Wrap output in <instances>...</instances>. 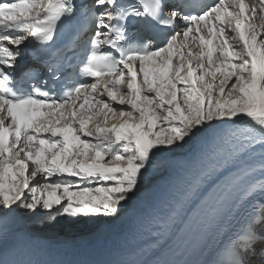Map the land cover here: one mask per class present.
I'll return each instance as SVG.
<instances>
[{"label":"snow or ice","instance_id":"snow-or-ice-1","mask_svg":"<svg viewBox=\"0 0 264 264\" xmlns=\"http://www.w3.org/2000/svg\"><path fill=\"white\" fill-rule=\"evenodd\" d=\"M0 264H264V0H0Z\"/></svg>","mask_w":264,"mask_h":264},{"label":"bare ground","instance_id":"bare-ground-1","mask_svg":"<svg viewBox=\"0 0 264 264\" xmlns=\"http://www.w3.org/2000/svg\"><path fill=\"white\" fill-rule=\"evenodd\" d=\"M248 1V0H247ZM250 3L252 0H249ZM249 3V2H248ZM96 120L93 119L88 125L89 128L94 127ZM178 155H183V152H178ZM148 190H156L158 185L153 182L149 184ZM38 217V216H37ZM35 217L34 220L37 218ZM37 221V220H36ZM44 224L46 228L45 231H41L40 225H31L30 230L35 238L42 244L49 246L52 255L57 258L65 259H107L110 258V249L114 247L113 237L101 230L96 224L93 223V231H88L87 229L82 230L83 227L80 226L75 230V234L65 237L64 234H61V225L64 220L59 219L54 227H50V222L44 219ZM67 221L65 226L71 227L75 221H71L68 224ZM82 222V221H81ZM90 221H88L89 223ZM36 223V222H35ZM91 223V222H90ZM33 228H36L32 231ZM87 228V227H86ZM89 229V228H88ZM91 229V228H90ZM89 229V230H90ZM38 230V232H37ZM35 232V234H34ZM189 251V250H188ZM211 251V242L203 243L200 245V248L197 249L194 247L190 252H187L184 256H176L177 259H187L190 261H200L206 260L209 258Z\"/></svg>","mask_w":264,"mask_h":264},{"label":"rangeland","instance_id":"rangeland-1","mask_svg":"<svg viewBox=\"0 0 264 264\" xmlns=\"http://www.w3.org/2000/svg\"><path fill=\"white\" fill-rule=\"evenodd\" d=\"M246 2L248 3H250V1L248 0H246ZM178 152H180V151H178ZM37 220V221H36ZM44 218L42 217V216H38L35 220L33 219V221L31 222V225H33V224H35V225H40L41 226V228H43L41 231L43 232V231H45L46 232V228H45V224H44ZM82 221V222H81ZM36 222V223H35ZM78 222H80V223H82L81 224V227H83L82 228V230H85V229H87L88 231H93V229H94V226H93V223L91 222H89L88 223V221L87 220H84V219H81V220H78ZM51 223V222H50ZM50 223H48V224H50ZM66 223H67V221H65L64 220V222H63V224L61 225L62 227H61V234H64L65 235V237H68L69 235L71 236V235H73V234H75L76 232H75V230H76V227L78 226H80V223H77V220L75 221V223L71 226V227H68V226H65L66 225ZM71 223V221H69L68 222V224H70ZM30 225V226H31ZM77 227V228H78ZM87 227V228H86ZM90 230H89V229ZM36 228H33L32 229V231L33 230H35ZM37 232H38V230H37ZM34 234H35V232H34Z\"/></svg>","mask_w":264,"mask_h":264}]
</instances>
